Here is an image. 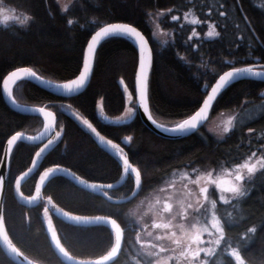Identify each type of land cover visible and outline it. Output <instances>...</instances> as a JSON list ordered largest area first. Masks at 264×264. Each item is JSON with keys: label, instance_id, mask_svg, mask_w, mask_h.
Listing matches in <instances>:
<instances>
[{"label": "trees", "instance_id": "16d2710c", "mask_svg": "<svg viewBox=\"0 0 264 264\" xmlns=\"http://www.w3.org/2000/svg\"><path fill=\"white\" fill-rule=\"evenodd\" d=\"M4 2L25 12L28 19L0 23V83L8 70L20 65L55 80L73 76L81 65L90 33L102 23L123 20L139 27L150 43L148 104L153 117L166 124L190 114L226 68L264 64V0H72L65 9L56 0ZM153 20L162 32L160 37L153 35ZM208 31L214 36L207 37ZM135 65L131 42L121 36L107 37L95 50L91 77L81 92L56 95L27 79L12 88L17 101L45 104L57 115L61 135L41 165L59 164L101 182H115L121 177L117 161L61 108L67 104L98 134L119 144L140 175L139 192L125 202H112L63 175H52L42 185L44 196L61 209L80 216L109 215L124 227L121 249L108 264L154 262L150 245L144 247L135 238L144 221L142 213L130 212L137 202L145 201L183 171L231 168L264 145V81L250 78L226 86L211 105L209 116L220 111L233 115L228 132L221 137H215L204 125L187 135L166 138L153 133L136 116L121 124L102 121L97 115L98 105L107 115L121 114L127 104L125 91L131 96L128 104L135 106ZM41 126L40 116L11 108L0 88V156L8 135L15 131L34 133ZM36 146L17 141L11 150L4 221L11 240L27 256L43 264H65L46 236L42 205L24 206L12 191L14 177L27 167ZM35 178L34 173L21 182L22 194L32 192ZM249 179L237 195L226 201L216 199L222 233L206 264H236L232 249L248 264H264V170ZM133 186V178L127 176L109 191L121 196ZM211 194L215 197L214 191ZM51 220L61 244L76 257H96L113 245L114 233L105 225L73 224L53 213ZM0 264H16L1 247Z\"/></svg>", "mask_w": 264, "mask_h": 264}, {"label": "water", "instance_id": "95a60500", "mask_svg": "<svg viewBox=\"0 0 264 264\" xmlns=\"http://www.w3.org/2000/svg\"><path fill=\"white\" fill-rule=\"evenodd\" d=\"M112 24L129 25L130 27L135 28L138 33V35L133 38H129L122 34H116V36H121L129 40L136 54V65H135V70H134V75H133V85H134V96L133 97L135 101V106L132 107L134 110V115L131 117L129 116L125 117L124 111L117 116H110L104 113L103 110L100 108V106H98L97 115L104 122H108L111 124H121L123 122L130 121L132 118L136 116L148 129H150L153 133L159 136L166 137V138H176V137L184 136L195 130L188 129L182 134L172 135V134H166L165 132L159 130L155 125H159L161 129L174 128L177 125L183 123L185 120H192V118L195 117L196 122L198 123L197 129L200 128L209 117L210 108H211L213 101L215 100L217 95L222 91L218 89V92H213L212 88L216 87L217 84L220 83L219 77L221 75H224L225 72L233 71L234 68L251 69V72H241L236 78L230 81L228 85L238 80L245 79V78L264 81V64L263 63H248V64H242V65L226 68L225 70L220 72L215 77V79L211 82V84L205 91L203 98L200 100L197 107L190 114L177 120L176 122L172 124L163 123L157 120L155 117H153L150 111V108H149V104H148L147 80H148V74H149V69L151 65V59H152V50H151L150 43L146 35L143 33V31H141L139 27H137L133 23L123 21V20H115V21H109V22L102 23L90 33L84 45V48H83V56H82L81 65L78 71L69 78L62 79V80H55V79L47 78L39 74L37 71H35L32 67L28 65L16 66L8 70L2 76L1 83H0L1 94H2L4 101L11 108L21 113L28 114V115H37L42 118V127L36 133L31 134V133H27L23 131H15L11 133L10 135H8V137L4 141L1 156H0V247L3 250V252L16 264H43L27 256L13 243V241L11 240L8 234L5 221H4L3 203H4V195H5L8 176H9V157H10L11 150L17 141L30 142V143L42 142L39 145V147L35 150L29 165L25 169L20 171L14 177L12 181L13 195L15 199L24 206L36 205L39 202V198L41 196V186H42L43 181L49 176L56 175V174L63 175L75 185L81 188H84L88 191H91L93 193L102 195L103 197H105L106 199L112 202H125V201L130 200L131 198L137 195L141 187V183H142L141 177L138 174V172L135 171L136 169L134 168L133 164L129 160L127 153H125V155H122L119 152V150H116L111 145L107 143H98L120 165L122 172H121V177L118 181L109 183V182H98V181L88 180L72 172L70 169L53 164V165H48L40 170V172L38 173L36 177L33 191L30 195L25 196L21 194L20 192L21 182L25 178H27L29 175H31L39 167L42 158L49 151L51 147L49 146L39 157L36 156V153L39 152L40 149L43 148L44 145L47 144L49 140L52 141L56 134V129H55L56 114L52 109L47 107L45 104H30V103H24V102L17 101L12 94V88L14 84L18 82L19 80L27 79L31 81L32 83L38 85L39 87L46 89L56 95L71 96V95H75L81 92L87 86L90 80L92 69H93V59H94L95 50L98 44L103 39L107 38L103 34V32H101V29L108 27L109 25H112ZM97 32H100L101 34L99 36H96ZM93 36H96L95 42H93L92 40ZM90 43H92L91 49H89L88 47ZM85 68H87V72L85 73L86 83L82 88L78 90L74 89L72 93H68L66 89L54 87V85L70 84L73 80L77 79L81 75L82 72L85 71ZM21 69H27V70L35 72L37 77H39V79L33 80L31 78H25L24 72L20 71ZM12 72H16V76H12L11 75ZM254 73H259V75H254ZM41 81L48 82V83H41ZM125 95H126L127 105H129L128 102L131 100V96L128 91H125ZM209 96L213 97V99L208 100ZM205 100H208L207 105H205ZM137 101H139V104L141 105V107H137ZM144 107L147 108V114L143 110ZM202 108H203V111H201ZM40 109H43V111L41 112ZM197 113H199V115H197ZM149 117L151 119H149ZM153 122H155V125ZM17 133H20L21 137L18 138L17 140H12V137L15 136ZM9 141H12V142L9 143ZM129 169L130 171H128ZM127 176H130L134 180V186L130 192L122 196H114L106 192L105 189L115 188L119 186ZM52 211L57 217L67 222H70L73 224H79V225L102 224L110 228L114 233L113 245L107 252H105L102 255L92 257V258H80V257H75L74 255L69 253L64 248L55 230L53 229L52 224L49 221L44 220L43 226H44V230L47 235L48 241L52 249L58 256V258H60L65 264H108L112 260H114V258L116 257V255L121 249V246L123 243V236H124V227L121 226V224L114 217L109 216V215H100V214L94 215V216H80V215L71 214L60 208H54L52 209Z\"/></svg>", "mask_w": 264, "mask_h": 264}, {"label": "rangeland", "instance_id": "374dc122", "mask_svg": "<svg viewBox=\"0 0 264 264\" xmlns=\"http://www.w3.org/2000/svg\"><path fill=\"white\" fill-rule=\"evenodd\" d=\"M56 1L61 9H65L72 0ZM4 16L9 19L4 21ZM26 19L28 16L25 12L0 0V23ZM152 26L153 35L160 37L162 32L158 29L155 20ZM130 105L126 104L123 111L127 112L129 107H133ZM61 108L72 115L78 124L89 131L95 139L105 143L109 141L100 134L97 135V131L93 133L84 124V121L88 120L73 108L67 104H63ZM232 117L230 111H220L209 116L203 125L215 137H221ZM88 123L91 124L89 121ZM111 142L112 147L124 153L119 144L112 140ZM253 152L256 156L249 160ZM253 152L231 168L183 171L170 178L163 187L154 190L145 201L134 205L130 212L134 213L136 210L135 212L142 213L144 216V221L141 223L142 229L135 235V238L143 242L144 247L150 245L149 249L155 254L152 255L154 256L153 264H206L207 257L213 252L218 244L217 241H220L222 233L221 221L215 211L216 199L226 201L244 190L247 181H236L235 176L237 173L249 176L247 170L240 165L255 163L258 159L264 158V145L258 151ZM261 163H264V160H261ZM260 167L261 164H257V169ZM230 188H238L239 192L226 191ZM213 191L215 197L211 194ZM41 200V216L44 220L51 222L52 209L58 206L48 197ZM146 221L149 223L146 224ZM150 243H155L157 247ZM197 253H199L198 256ZM231 253L236 264H248L235 250L232 249Z\"/></svg>", "mask_w": 264, "mask_h": 264}, {"label": "snow or ice", "instance_id": "6c2138e0", "mask_svg": "<svg viewBox=\"0 0 264 264\" xmlns=\"http://www.w3.org/2000/svg\"><path fill=\"white\" fill-rule=\"evenodd\" d=\"M8 19H9V17H7V16L3 17L4 21H7ZM172 19L176 20L177 18L176 17H172ZM71 23H72V21H69V24H71ZM193 23H195V21ZM101 32H103V34L106 37H114V36H116V34H122L124 36L129 37V38H133V37L138 35V33H137L135 28L130 27L129 25H124V24H112V25H109L108 27L102 28ZM100 34H101L100 32H97L96 36H99ZM96 36H93V38H92L93 42H95ZM213 36H214V33L212 31H208L207 32V37H213ZM191 39L192 38L189 37V40H191ZM88 47H89V49H91L92 48V43H90L88 45ZM225 63H227V61H225ZM20 71L24 72L25 78H31L33 80L39 79V77H37L36 73L33 72V71H30V70H27V69H21ZM86 72H87V68H85V71L82 72L81 75L77 79L73 80L70 84L54 85V87H59V88H62V89H66L68 93H72L74 89L78 90V89L82 88L85 85V83H86L85 73ZM241 72H251V69L234 68L233 71L225 72L224 75H221L219 77L220 83H218L216 87H213L212 91L213 92H218V89L219 90H223V88L226 87L228 85V83L230 81H232L234 78H236ZM11 75L12 76H16V72H12ZM254 75H259V73H254ZM41 83H48V82L41 81ZM212 99H213V97H211V96L208 97V100H212ZM208 100H205V105L208 104ZM137 107H141V105L139 104V101H137ZM143 110L147 114V108L144 107ZM40 111L42 112L43 109H40ZM201 111H203V108L201 109ZM127 115L129 117L134 115V110H133L132 107H129L127 109ZM197 115H199V113H197ZM149 119H151V118L149 117ZM153 123L155 125V122H153ZM84 124H86L87 127L89 129H91V131L93 133H96V129L93 128L92 125L88 123V121L85 120ZM155 126L159 130L165 132L166 134L176 135V134H182L188 129L196 130L197 127H198V123L196 122L195 117H193L192 120H185L183 123L177 125L174 128L161 129L159 125H155ZM225 132H228L227 128H225ZM57 135H59V134H57ZM97 135H99V134L97 133ZM20 137H21V134L17 133L15 136L12 137V140H17ZM128 139L131 140V137H129ZM11 142L12 141H9V143H11ZM52 143H53V141L49 140L48 143L45 144L44 147L41 148L40 151L36 153V156L39 157ZM107 143L109 145L112 144L111 140L107 141ZM255 156H256V153L253 152L252 156L249 157V160H251L252 157H255ZM261 160H264V158L258 159L255 163H244V164L240 165V167H242V168L247 170V172L249 173V176L246 177V176H244V175H242L240 173H237L236 176H235V180L239 181V182H245V181L250 182L249 177L254 178L255 177V173L257 171L264 170V163H261ZM125 161H127V160H125ZM257 164H261V168L260 169H257ZM54 171H56V170H54ZM128 171H130V169ZM210 175H211V173H210ZM226 191H228V192H239V189L238 188H230V189H227ZM217 243H219V241H217ZM201 251H204V250L201 249ZM196 255L198 256L199 253H197Z\"/></svg>", "mask_w": 264, "mask_h": 264}, {"label": "flooded vegetation", "instance_id": "af4514ba", "mask_svg": "<svg viewBox=\"0 0 264 264\" xmlns=\"http://www.w3.org/2000/svg\"><path fill=\"white\" fill-rule=\"evenodd\" d=\"M20 102V101H19ZM51 109V108H50ZM54 111V110H53ZM104 112V111H103ZM105 113V112H104ZM125 113V117H127L128 115H127V112H124ZM56 114V113H55ZM128 122V121H127ZM123 123H125V122H123ZM42 127V126H41ZM55 129H56V134H55V136H54V138H53V143L50 145L51 147H50V149H49V151L52 149V147L54 146V144L56 143V141L58 140V138L60 137V135H61V130H59L60 128H58L57 127V115H56V123H55ZM40 130V129H39ZM39 130H37V131H39ZM36 131V132H37ZM36 132H34V133H36ZM34 133H31V134H34ZM59 133V135H57ZM102 136V135H101ZM96 141H97V143H105V142H102V141H100V140H97V139H95ZM30 143V142H29ZM42 142H39V143H34V144H37V146H36V148H35V150L39 147V145L41 144ZM108 144V143H107ZM15 145V144H14ZM100 146V145H99ZM101 147V146H100ZM102 148V147H101ZM103 149V148H102ZM35 150H34V152H35ZM104 150V149H103ZM117 150V149H116ZM49 151L44 155V157L49 153ZM105 151V150H104ZM34 152H33V154H34ZM106 152V151H105ZM120 152V151H119ZM121 153V152H120ZM33 154H32V156H33ZM122 155H125V151H124V153H121ZM44 157L42 158V160H41V162H40V165H39V167L32 173V174H34L35 173V175H36V177H37V175H38V173L40 172V170L42 169V168H44V167H46V166H48V165H53V164H55V163H53V164H48V165H41V163H42V161H43V159H44ZM32 158V157H31ZM130 160V159H129ZM31 161V160H30ZM30 163V162H29ZM132 163V162H131ZM29 165V164H28ZM27 165V166H28ZM56 165H59V164H56ZM59 166H61V165H59ZM62 167H65V166H62ZM65 168H67V169H70V168H68V167H65ZM121 168V167H120ZM72 172H74V173H76L75 171H73L72 169H70ZM122 172V171H121ZM77 174V173H76ZM17 175V174H16ZM56 175H59V174H56ZM77 175H79V174H77ZM30 176V175H29ZM52 176V175H51ZM80 176V175H79ZM50 177V176H49ZM48 177V178H49ZM82 177V176H81ZM48 178H46L44 181H43V183H42V185L44 184V182L48 179ZM84 178V177H83ZM68 179V178H67ZM85 179H87V178H85ZM120 179V178H119ZM118 179V180H119ZM126 179V178H125ZM124 179V180H125ZM69 180V179H68ZM88 180H90V179H88ZM117 180V181H118ZM35 181H36V178H35ZM92 181H97V180H92ZM98 182H101V181H98ZM110 183V182H109ZM122 184V183H121ZM120 184V185H121ZM21 185V184H20ZM119 185V186H120ZM79 187V186H78ZM118 187V186H117ZM117 187H115V188H117ZM115 188H109V189H105L106 190V192L107 193H109V194H111V195H113V194H115L114 192H112V191H109V190H111V189H115ZM84 189V188H83ZM86 190V189H85ZM33 191V190H32ZM88 191V190H87ZM21 192V191H20ZM91 192V191H90ZM32 193V192H31ZM30 193V194H31ZM93 193V192H92ZM22 194V193H21ZM30 194H27V195H30ZM97 194V193H96ZM24 195V194H23ZM27 195H25V196H27ZM115 196V195H114ZM121 196H122V194H121ZM45 197H47V196H44V194L42 193V186H41V196H40V198H39V202L36 204V205H38V204H41L42 205V203H41V199H43V198H45ZM36 205H32V206H36ZM58 208H60V207H58ZM61 209V208H60ZM42 210V209H41ZM63 210V209H62ZM65 211V210H64ZM67 212V211H66ZM52 213H53V211H52ZM70 213V212H69ZM54 214V213H53ZM72 214V213H71ZM55 215V214H54ZM56 216V215H55ZM43 218V217H42ZM43 222H44V219H43ZM51 224H52V226H53V223H52V220H51V222H50ZM44 227V226H43ZM53 229L55 230V228H54V226H53ZM55 232H56V230H55ZM56 234H57V232H56ZM47 236V235H46ZM58 236V235H57ZM65 248V247H64ZM76 257V256H75Z\"/></svg>", "mask_w": 264, "mask_h": 264}]
</instances>
